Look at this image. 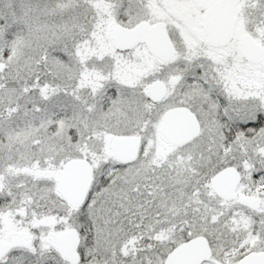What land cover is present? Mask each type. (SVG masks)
I'll return each instance as SVG.
<instances>
[{"label": "snow or ice", "instance_id": "6c2138e0", "mask_svg": "<svg viewBox=\"0 0 264 264\" xmlns=\"http://www.w3.org/2000/svg\"><path fill=\"white\" fill-rule=\"evenodd\" d=\"M0 264H264V0H0Z\"/></svg>", "mask_w": 264, "mask_h": 264}]
</instances>
